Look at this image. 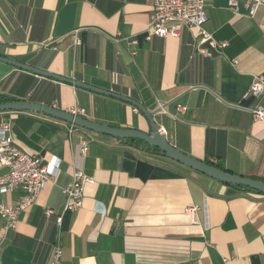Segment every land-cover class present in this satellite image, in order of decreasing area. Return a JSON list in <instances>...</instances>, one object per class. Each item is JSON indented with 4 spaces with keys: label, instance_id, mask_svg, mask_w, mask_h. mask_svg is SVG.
Returning a JSON list of instances; mask_svg holds the SVG:
<instances>
[{
    "label": "crops",
    "instance_id": "obj_1",
    "mask_svg": "<svg viewBox=\"0 0 264 264\" xmlns=\"http://www.w3.org/2000/svg\"><path fill=\"white\" fill-rule=\"evenodd\" d=\"M205 12L204 28L228 43L223 54L203 56L193 27L179 38L146 40L153 0H0V57L129 97L156 113L183 153L264 182V121L252 114L264 92L249 96L264 75V9L249 18L244 9L235 15L228 0H206ZM0 94L80 107L90 121L151 132L131 104L2 62ZM4 121L14 122L21 149L58 166L0 248V264H52L57 248L63 264H264L263 194L186 168L142 141L70 133L33 112L0 113V137ZM76 170L95 184L86 186L80 210L66 212L63 189ZM20 195L0 194V204L16 205ZM189 206L199 208L196 223ZM45 208L54 215L45 217Z\"/></svg>",
    "mask_w": 264,
    "mask_h": 264
},
{
    "label": "built area",
    "instance_id": "obj_2",
    "mask_svg": "<svg viewBox=\"0 0 264 264\" xmlns=\"http://www.w3.org/2000/svg\"><path fill=\"white\" fill-rule=\"evenodd\" d=\"M206 0H153V15L146 40L150 41L153 37L161 39L179 38L184 27H193L197 29L203 38L202 45L198 51L203 56H212L213 54H223L227 47V42H219L204 28L207 22L205 12ZM229 8L235 15H240L241 10L246 11L249 18H253L259 8L264 9V0H228ZM75 31V44L80 45L82 39L78 37ZM117 42L119 39H115ZM233 65L238 64V60L232 61ZM264 92V75L256 76L253 80L250 90V97H259ZM162 108V107H161ZM179 111L185 108L179 107ZM74 115L86 116V110L80 107L70 111ZM255 122L264 121V105H258L252 110ZM75 127L70 126V133ZM2 135L0 137V168L5 172H0V194L21 193L16 205H10L5 202L0 204V219L3 227L0 229V248L7 240L9 234L17 229L20 217L23 213L31 209L37 202L40 194L44 191L47 183L55 178L57 162L44 164L37 155L28 153L21 149L15 141L12 124L4 121L2 124ZM83 152L86 151V143L83 142ZM95 184V180L82 170H76L73 173L71 182L63 189L66 196L63 211L76 212L83 206L84 193L87 185ZM196 206H189L186 209L187 214L193 222H197ZM45 217L54 215L52 209H44ZM62 218H57L60 224ZM62 251L57 248L52 264H63L61 262Z\"/></svg>",
    "mask_w": 264,
    "mask_h": 264
},
{
    "label": "water",
    "instance_id": "obj_3",
    "mask_svg": "<svg viewBox=\"0 0 264 264\" xmlns=\"http://www.w3.org/2000/svg\"><path fill=\"white\" fill-rule=\"evenodd\" d=\"M0 62L11 65L19 70L44 77L46 79H52L60 83L69 84L76 88H81L98 95L111 97L123 101L125 103L131 104L145 116V118L149 122L151 132L145 133L135 129L114 128L90 121L78 115H74L69 111H65L44 104L26 102V101H16V102H8V103L0 104V113L33 112V113L43 114L57 121L64 122L69 126L84 129L96 134L109 136L114 139H118L122 141H129V140L142 141L150 145L151 147L158 149L168 159L176 163H179L180 165L186 168H189L193 171H196L200 174H203L219 182L232 186L243 187L245 189L264 195V182L252 179L250 177L237 175L229 171L217 168L213 165L197 160L177 149L174 145H172L168 141L166 134L163 133L162 127L154 119L156 113L147 110L139 102L129 97L118 95L110 91L102 90L93 87L91 85H87L85 83L76 81L74 79L55 75L53 73L43 71L41 69L34 68L30 65L22 64L17 61H13L4 57H0Z\"/></svg>",
    "mask_w": 264,
    "mask_h": 264
},
{
    "label": "trees",
    "instance_id": "obj_4",
    "mask_svg": "<svg viewBox=\"0 0 264 264\" xmlns=\"http://www.w3.org/2000/svg\"><path fill=\"white\" fill-rule=\"evenodd\" d=\"M17 100L16 99H14V98H11V97H9V96H6V95H2V94H0V104H3V103H8V102H16ZM142 114V113H141ZM143 115V114H142ZM144 116V115H143ZM12 124V128L14 127V122H12L11 123ZM49 128H52V127H49ZM76 128V127H75ZM53 130V129H52ZM54 131V130H53ZM52 131V132H53ZM129 143H132V144H140V143H142L141 141H138V140H129ZM145 144V143H144ZM148 148V150H150V151H152V152H155V153H160L161 155H163V156H165L164 154H162L158 149H156V148H153V147H151L150 145H148V144H145ZM210 165H213V166H215V167H217V168H220V169H222V167L220 166V165H217V164H210Z\"/></svg>",
    "mask_w": 264,
    "mask_h": 264
}]
</instances>
